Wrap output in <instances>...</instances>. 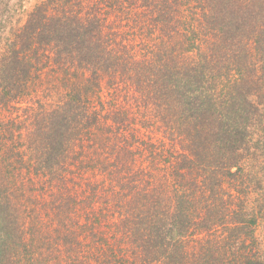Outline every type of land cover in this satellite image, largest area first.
Instances as JSON below:
<instances>
[{"label": "trees", "instance_id": "obj_1", "mask_svg": "<svg viewBox=\"0 0 264 264\" xmlns=\"http://www.w3.org/2000/svg\"><path fill=\"white\" fill-rule=\"evenodd\" d=\"M7 22L0 264H264V0Z\"/></svg>", "mask_w": 264, "mask_h": 264}, {"label": "rangeland", "instance_id": "obj_2", "mask_svg": "<svg viewBox=\"0 0 264 264\" xmlns=\"http://www.w3.org/2000/svg\"><path fill=\"white\" fill-rule=\"evenodd\" d=\"M41 0H0V4L2 5V9L8 8L10 11L8 16V20L10 23L17 24V23H24L28 17V14L31 12V10L40 2ZM2 11V10H1ZM5 17V15H4ZM7 18L0 17V30L3 29L5 30V33L9 31L10 24H8ZM121 30H124L123 28ZM132 32V31H131ZM137 34V35H136ZM141 34H144L143 31H135L133 33H130V40H137L141 39ZM135 35L137 37H135ZM40 95L36 96L37 98L40 97ZM156 119L158 120L161 115H155ZM105 231L107 235H110L112 232L111 228V222L107 221L106 226H105ZM53 240H56V237ZM109 242L112 241L110 238L107 239ZM125 248V247H124ZM55 258V257H52Z\"/></svg>", "mask_w": 264, "mask_h": 264}]
</instances>
